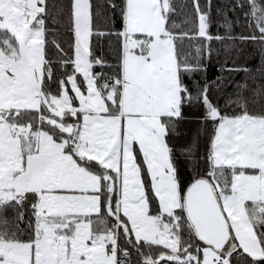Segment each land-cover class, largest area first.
Here are the masks:
<instances>
[{
    "label": "snow or ice",
    "instance_id": "1",
    "mask_svg": "<svg viewBox=\"0 0 264 264\" xmlns=\"http://www.w3.org/2000/svg\"><path fill=\"white\" fill-rule=\"evenodd\" d=\"M0 264H264V0H0Z\"/></svg>",
    "mask_w": 264,
    "mask_h": 264
},
{
    "label": "trees",
    "instance_id": "2",
    "mask_svg": "<svg viewBox=\"0 0 264 264\" xmlns=\"http://www.w3.org/2000/svg\"><path fill=\"white\" fill-rule=\"evenodd\" d=\"M216 2V0H214V3ZM215 31V29H214ZM236 31H240V28H236ZM185 127L189 130V133H191L192 130H194L196 128V123L193 121V122H190L188 124L185 125Z\"/></svg>",
    "mask_w": 264,
    "mask_h": 264
}]
</instances>
